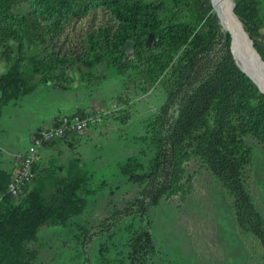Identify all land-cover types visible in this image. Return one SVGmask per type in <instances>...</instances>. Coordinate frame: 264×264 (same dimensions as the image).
I'll return each mask as SVG.
<instances>
[{
  "label": "rangeland",
  "instance_id": "rangeland-1",
  "mask_svg": "<svg viewBox=\"0 0 264 264\" xmlns=\"http://www.w3.org/2000/svg\"><path fill=\"white\" fill-rule=\"evenodd\" d=\"M166 3L172 7L170 0ZM28 9V4L21 3L17 11L25 13ZM251 10V38L264 51V0H252ZM212 13L219 35L205 42L194 38L193 29L200 25L193 15L183 13L178 20L165 17L166 23L187 25L188 45L204 44L199 58L208 70L225 58L223 41L228 31L213 8ZM118 22L106 5H100L64 24L50 48L70 58H85L88 36L97 35L107 26L113 31ZM25 51L41 56L44 47L30 44ZM124 51L133 65L123 73L113 66L90 72L69 64L49 82L3 107L0 169L12 172L32 134L53 118L74 111L101 116V122L81 141L55 142L39 152L36 172L58 171L70 159L79 157L91 170L90 185H104L88 198L81 215L70 216L64 226L40 230L39 239L28 245L38 252L36 264H101L97 254L100 246L127 264H264V245L239 225L232 195L198 155L177 150L169 163L170 152L164 142L162 164L152 179L131 180L117 167L128 156L148 167L155 152L151 141L155 118L164 116L163 136L177 118L179 106L178 100L169 104L159 80L145 84L132 50ZM13 52L17 54L16 47ZM7 66L0 56V75ZM231 115L236 116L235 112ZM207 120L212 122V110ZM244 139L253 150L245 166V187L264 220V144L250 134ZM163 187L167 189L154 201L153 196Z\"/></svg>",
  "mask_w": 264,
  "mask_h": 264
},
{
  "label": "trees",
  "instance_id": "trees-1",
  "mask_svg": "<svg viewBox=\"0 0 264 264\" xmlns=\"http://www.w3.org/2000/svg\"><path fill=\"white\" fill-rule=\"evenodd\" d=\"M234 1V11L252 37V0ZM170 2L171 8L166 0H0V56L8 64L0 75V118L3 107L10 101L49 82L69 64L90 72L113 66L123 73L133 61L122 46L132 41L142 81L151 85L159 80L167 91L169 104L178 100L179 106L177 118L163 136L164 116L155 118L156 129L151 138L155 152L148 167L133 156L120 160L117 167L131 180L152 179L162 164L164 142L170 152L169 163L177 150L198 155L232 195L239 225L253 232L264 245V220L244 182L245 166L253 154L244 136L250 134L264 144V92L236 64L228 31L223 41L225 58L208 70L199 58L204 44L187 43L190 35L187 25L165 22L167 15L168 20H178L183 13L193 15L200 25L193 29L194 38L205 42L219 35L210 0ZM21 3L29 6L25 13L17 11ZM100 5H106L119 22L113 31L107 26L97 35L88 36L87 57L70 58L50 48L64 24ZM148 36L152 37L150 44L146 41ZM253 42L264 59L263 49L254 39ZM35 43L44 47L43 55L25 51L26 45ZM162 75L166 78L160 79ZM210 110L213 120L209 124ZM233 112L236 116L231 115ZM71 113L85 114V111ZM82 139L70 134L44 146L55 142L74 144ZM38 162L33 165L34 185L16 199L6 192L12 171L0 169V264H36L38 252L28 245L39 239L40 230L64 226L70 216L81 215L88 198L104 185V182L98 188L90 185L91 170L79 157L70 159L58 171L36 172ZM166 189H159L153 200ZM108 250L105 246L98 249L101 264H127L124 259L109 255Z\"/></svg>",
  "mask_w": 264,
  "mask_h": 264
},
{
  "label": "built area",
  "instance_id": "built-area-1",
  "mask_svg": "<svg viewBox=\"0 0 264 264\" xmlns=\"http://www.w3.org/2000/svg\"><path fill=\"white\" fill-rule=\"evenodd\" d=\"M100 122V113H65L54 119L51 124L34 132L26 150L21 155L20 163L12 172L6 192L13 198H18L24 196L26 191L34 185L33 165L39 160L40 149L46 143L70 134L83 138L90 128Z\"/></svg>",
  "mask_w": 264,
  "mask_h": 264
},
{
  "label": "bare ground",
  "instance_id": "bare-ground-1",
  "mask_svg": "<svg viewBox=\"0 0 264 264\" xmlns=\"http://www.w3.org/2000/svg\"><path fill=\"white\" fill-rule=\"evenodd\" d=\"M212 2L213 9L218 15L221 24L232 32L234 39L233 51L237 63L252 77L259 89L264 92V64L257 59L239 25L234 19H231L228 1L212 0Z\"/></svg>",
  "mask_w": 264,
  "mask_h": 264
},
{
  "label": "water",
  "instance_id": "water-1",
  "mask_svg": "<svg viewBox=\"0 0 264 264\" xmlns=\"http://www.w3.org/2000/svg\"><path fill=\"white\" fill-rule=\"evenodd\" d=\"M211 1V4H212V7H213V2L212 0ZM228 1V5H229V11H230V17L231 19H234L235 22L239 25L240 27V30L243 32V34H245V36L247 37L248 41H249V45L251 47V49L255 52L256 54V57L257 59L262 63L264 64V59L262 58V56L260 55V53L258 52V50L255 48L254 46V42H253V39L251 38L249 32L245 29L241 19L239 18L238 14L234 11V7H235V1L234 0H227ZM218 16V15H217ZM219 18V17H218ZM230 36H231V43H230V50L233 54V58L236 62V64L239 66V68L246 74L248 75L251 79L252 77L246 72L244 71V69H242L240 67V65L237 63L236 59H235V54H234V51H233V42H234V39H233V35H232V32L230 30H228ZM152 37L149 36L148 39H147V43L150 44L152 43ZM122 49H131L133 51L134 49V43L132 41H126V43L122 46ZM253 80V79H252ZM253 82L255 83V81L253 80ZM256 84V83H255ZM260 90V89H259Z\"/></svg>",
  "mask_w": 264,
  "mask_h": 264
},
{
  "label": "crops",
  "instance_id": "crops-1",
  "mask_svg": "<svg viewBox=\"0 0 264 264\" xmlns=\"http://www.w3.org/2000/svg\"><path fill=\"white\" fill-rule=\"evenodd\" d=\"M54 119H55V118H53L52 121H49V122H48V125L51 124V123L54 121ZM46 126H47V125H46ZM46 126H45V127H46Z\"/></svg>",
  "mask_w": 264,
  "mask_h": 264
}]
</instances>
